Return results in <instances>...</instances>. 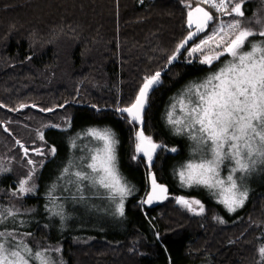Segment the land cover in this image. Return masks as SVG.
<instances>
[{
  "label": "trees",
  "instance_id": "obj_1",
  "mask_svg": "<svg viewBox=\"0 0 264 264\" xmlns=\"http://www.w3.org/2000/svg\"><path fill=\"white\" fill-rule=\"evenodd\" d=\"M256 3L243 0L245 15L237 18L242 27L249 24ZM188 4L196 6L197 0H0V211L18 212L7 220L35 218L24 233L7 232L25 235L31 247L52 253L56 264H260L264 189L253 192L234 220H224L219 205L208 199L206 211L196 215L174 196L147 208L142 194L147 193L150 168L136 151L138 125L116 111L134 102L146 77L165 70L149 95L144 131L163 146H179L178 155L158 149L152 170L175 196L183 194L167 181L168 168L185 156V142L171 135L162 115L171 95L205 74L208 66L188 57L186 49L217 23L214 19L208 31L177 54L190 31ZM173 55L177 60L169 63ZM94 125L113 127L121 168L141 190L127 205L124 232L59 237L48 218L42 213L33 217L29 210L41 199L47 167L68 159L74 135ZM21 143L43 155H24ZM29 160L35 161V190L19 194L20 181L33 168Z\"/></svg>",
  "mask_w": 264,
  "mask_h": 264
},
{
  "label": "snow or ice",
  "instance_id": "obj_2",
  "mask_svg": "<svg viewBox=\"0 0 264 264\" xmlns=\"http://www.w3.org/2000/svg\"><path fill=\"white\" fill-rule=\"evenodd\" d=\"M201 4L208 5L218 16L214 18ZM186 7L189 9L187 27L194 30L189 31L188 36L178 45L176 53L186 49L188 41L208 31L209 24L216 19L217 23L210 34L186 49L187 55L195 57L198 63L209 66L222 56L227 55L230 59L224 61L203 82L189 86L177 103L172 105L168 123L177 134L187 135L193 141V159L179 172V177L187 187L203 186L214 190L220 197L219 202L229 212H236L248 198L247 189L242 188L239 181L258 167L264 169V40L249 39L253 36L264 37V20H255L261 26L258 32L242 27L241 20L237 18L245 15L242 10L243 0H197L195 8L191 4ZM224 16H232L234 19L225 21L221 19ZM246 43L249 45L248 50H244ZM176 60L177 55H173L169 58V63ZM160 82V72L146 77L134 102L128 107L116 109L121 114H127L134 125L140 126L136 132V151L146 157L149 166L157 150L164 146L145 135L142 128L143 113L150 91ZM177 106L181 113L179 116H176ZM87 135L96 140L98 145L90 149V155L81 159L79 166L73 163L65 167L61 179L67 177L65 183L74 185L81 199L84 198L85 186L106 189L111 193L112 199L119 196L116 211L123 216V198L131 193V189L122 182L116 167L115 147L118 141L110 130L94 128ZM43 138L41 133L40 139ZM72 147H76L75 142ZM176 150L169 149L172 152ZM35 151L36 155H43L40 149ZM55 152V148L50 149L52 155ZM24 153L28 154L27 148H24ZM84 159L89 162L84 163ZM225 161H230L233 166L226 178H222L221 169ZM28 163L33 168L20 181L19 194L35 190L34 185L30 184L36 170L35 163L32 160ZM237 173L240 175L237 176ZM150 181L151 192L143 203L151 204L154 200L167 199L168 189L157 183L155 174H151ZM176 201L196 214L204 211L199 200L181 196ZM15 215L18 212L11 209L0 211V223ZM9 238L15 243L10 245ZM259 256L260 264H264V246L259 248ZM37 261L39 264H53L45 253H33L23 240L16 241L15 233L0 231V264H36Z\"/></svg>",
  "mask_w": 264,
  "mask_h": 264
},
{
  "label": "rangeland",
  "instance_id": "obj_3",
  "mask_svg": "<svg viewBox=\"0 0 264 264\" xmlns=\"http://www.w3.org/2000/svg\"><path fill=\"white\" fill-rule=\"evenodd\" d=\"M243 10V8H242ZM245 13V12H244ZM256 19L264 20V0H257V3L253 6L251 11V16L249 19V24L245 27L251 28L253 31L258 32L260 30V25L255 23ZM252 41L264 40V37L253 36L249 38ZM249 45L246 43L244 46V50H248ZM227 59H230L227 55L222 56L220 60L215 61L211 66L207 65L205 74L199 75L197 77L191 78L187 85H185L178 92H175L171 95L167 101L166 108L163 111L162 119L165 126L170 130L171 135L176 139H182L185 142V156L178 160L172 167L168 168V175L170 179H168V183L170 186L177 188L180 193L186 195L189 200H199L201 204L204 206V211H206L207 202L205 200H210L212 203L219 205L221 209L222 218L234 220L237 218L238 214L250 200L253 192L257 190L264 189V169L257 168L251 174L246 175L243 180H240L242 188H246L248 192V198L245 201L243 207L238 208L236 212H229L225 205L219 202L220 197L215 194L214 190H209L203 186H193L187 187L179 177V172L184 169V166L193 159V141H191L187 135L177 134L174 127L168 123V115L172 112V105L177 103V100L183 95L186 89L195 84L201 83L214 71L218 69V67L222 66L223 62ZM180 109L179 106L176 108V116H179ZM101 129V130H110L115 139L118 141L115 147V155H116V167L119 173V176L122 179V182L127 184V186L131 189V193L123 198L124 204V215L121 216L116 211L117 204L120 202V197L117 196L115 199H112L111 193L103 188H90L84 187V198H79V194L76 192L74 185H68L65 183L67 177L61 179L63 174V169L68 167L70 164L80 165V161L83 158H86L90 155V149L96 147L98 142L94 140L91 136L87 135L90 129ZM152 138V137H151ZM153 140V139H152ZM154 141V140H153ZM72 143L75 142L76 147H73V151L68 156V159L62 157L60 160H57L56 163L51 164L47 167L44 176H43V186L40 191L41 197L37 206L30 208V214H39L42 213L45 218H48V222L50 226L55 228L56 235L59 237L65 236L66 234H75V233H93V234H114L113 232H124L126 228L127 222V205L131 199V197L135 194H138L141 190V185L137 181H134L132 176L126 172H124L121 168L120 163V141L118 140L115 131L112 126H87L85 129L77 132L72 138ZM156 142V141H154ZM137 143V140H136ZM157 143V142H156ZM163 145L161 143H157ZM23 147L24 144H20ZM73 145V144H72ZM22 147V148H23ZM165 147V146H164ZM169 147V146H168ZM27 148V147H26ZM169 148H176L175 152H170L168 148H166L171 154L178 155V151H180L179 146H171ZM29 153L35 152V150L28 149ZM27 154V155H28ZM25 155V154H24ZM140 155V154H139ZM142 156V155H141ZM146 160V157H144ZM35 162V161H34ZM89 162L87 159H84V163ZM147 162V160H146ZM232 163L230 161H225V164L221 169V177L226 178L230 168L232 167ZM77 170V169H72ZM90 171V170H89ZM146 175V174H145ZM240 174L237 173V176ZM31 185H34L33 181H30ZM87 184V182H85ZM148 184V183H147ZM148 190V186H147ZM183 191V192H182ZM145 193L142 194L144 198ZM37 195V193H36ZM142 198V200H143ZM195 207V206H194ZM188 213L191 215H196V213L189 211L187 208L182 206ZM39 209V212L37 210ZM59 213V214H57ZM29 214V216H30ZM33 217H36L33 215ZM150 217V216H149ZM25 216H18L13 218L12 220H7L4 223H0V231H22L27 230L32 226V224L36 221L35 218L27 219ZM115 233V234H116ZM25 235H19L15 233V240H23L24 243L32 249L33 253L43 252L48 257L51 258L53 264L57 263V258L45 250L34 249L29 245V243L24 239ZM15 241L12 238H9V244H14ZM59 253L61 251L60 247ZM36 264H39L37 261ZM208 264V263H201Z\"/></svg>",
  "mask_w": 264,
  "mask_h": 264
},
{
  "label": "water",
  "instance_id": "obj_4",
  "mask_svg": "<svg viewBox=\"0 0 264 264\" xmlns=\"http://www.w3.org/2000/svg\"><path fill=\"white\" fill-rule=\"evenodd\" d=\"M197 6V5H196ZM196 6H193V8H195ZM201 7H204L206 10H208V11H210L208 8H206L205 6H203V5H200ZM211 12V11H210ZM211 14H212V12H211ZM213 15V14H212ZM211 24V23H210ZM210 24H209V26H210ZM187 25V24H186ZM208 26V27H209ZM190 31H192V30H194V29H189ZM189 34V33H188ZM188 34H187V36H188ZM202 34V33H201ZM186 36V37H187ZM185 37V38H186ZM198 37V36H197ZM197 37H195L193 40H195ZM184 38V39H185ZM193 40H190V41H188V45L193 41ZM187 45V46H188ZM186 46V47H187ZM181 50H183V49H181ZM202 58V57H201ZM165 72V70H163V71H161L160 73H161V75L163 74ZM159 86V85H158ZM158 86H156L153 90H155ZM152 90V91H153ZM152 91H150V93L152 92ZM150 93H149V95H150ZM147 106V105H146ZM146 106H145V109H146ZM145 109H144V112H145ZM143 118H144V113H143ZM145 124V123H144ZM144 124H143V126H142V128H143V131H144ZM140 129V126H138V130ZM144 133H145V131H144ZM146 135V134H145ZM165 147L166 148H168V149H171V148H169L167 145H165ZM24 148H26V147H23L22 148V150H23V153H24ZM28 149V148H27ZM28 152H29V150H28ZM170 152H172V151H170ZM25 154V153H24ZM140 154V153H139ZM140 155H142V154H140ZM143 156V155H142ZM152 163H153V160H152ZM152 163H151V166H149V168H150V171L147 173V181H148V190H147V193H146V195H145V197H144V199H143V201L147 198V196L149 195V193L151 192V181H150V176H151V174H155V176H156V181H157V183L158 184H161V185H164L167 189H168V194H167V197L169 198V197H171V196H173L172 195V193H171V191H170V187H169V185L166 183V182H162V181H160L159 179H158V176H157V173L154 171V170H152ZM181 196H183L185 199H188L187 197H186V195H184V194H177L176 196H175V198H177V197H181ZM167 198V199H168ZM167 199H160V200H154L151 204H146V203H143L144 204V206H146L147 208H155V207H157V206H159L161 203H163V202H165ZM176 203H177V201H176ZM178 204V203H177ZM180 205V204H179ZM182 206V205H181Z\"/></svg>",
  "mask_w": 264,
  "mask_h": 264
},
{
  "label": "flooded vegetation",
  "instance_id": "obj_5",
  "mask_svg": "<svg viewBox=\"0 0 264 264\" xmlns=\"http://www.w3.org/2000/svg\"><path fill=\"white\" fill-rule=\"evenodd\" d=\"M172 193V192H171ZM172 195L175 197V194L172 193ZM177 195V194H176Z\"/></svg>",
  "mask_w": 264,
  "mask_h": 264
}]
</instances>
